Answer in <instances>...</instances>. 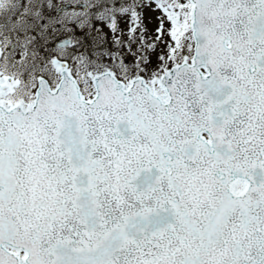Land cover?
Returning a JSON list of instances; mask_svg holds the SVG:
<instances>
[{
    "label": "snow or ice",
    "instance_id": "1",
    "mask_svg": "<svg viewBox=\"0 0 264 264\" xmlns=\"http://www.w3.org/2000/svg\"><path fill=\"white\" fill-rule=\"evenodd\" d=\"M0 264H264V0H0Z\"/></svg>",
    "mask_w": 264,
    "mask_h": 264
},
{
    "label": "rangeland",
    "instance_id": "2",
    "mask_svg": "<svg viewBox=\"0 0 264 264\" xmlns=\"http://www.w3.org/2000/svg\"><path fill=\"white\" fill-rule=\"evenodd\" d=\"M54 2H59V0H54ZM117 2L119 3V0H117ZM156 15V13H153L149 10H145V13H144V23L145 25H147L148 29H149V33H151L155 27V20L153 19V17ZM126 19L127 18H124V19H119L118 20V24H119V27L124 30L125 32L127 31V27H126ZM97 27H101L103 28V35H106L108 40L110 41L111 40V32L110 30L103 24V23H98L97 24ZM125 39H127V36H125ZM101 43H103L101 41ZM110 46V45H109ZM104 49L103 48H97L95 49V51L97 53L103 51ZM92 54L91 52V49H90V55ZM94 58V57H93ZM106 59V58H105Z\"/></svg>",
    "mask_w": 264,
    "mask_h": 264
}]
</instances>
